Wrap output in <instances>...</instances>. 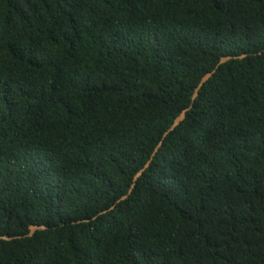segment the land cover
<instances>
[{
	"label": "trees",
	"instance_id": "obj_1",
	"mask_svg": "<svg viewBox=\"0 0 264 264\" xmlns=\"http://www.w3.org/2000/svg\"><path fill=\"white\" fill-rule=\"evenodd\" d=\"M0 264H264V0H0Z\"/></svg>",
	"mask_w": 264,
	"mask_h": 264
},
{
	"label": "water",
	"instance_id": "obj_2",
	"mask_svg": "<svg viewBox=\"0 0 264 264\" xmlns=\"http://www.w3.org/2000/svg\"><path fill=\"white\" fill-rule=\"evenodd\" d=\"M233 56H224V57H222L221 58V60H220V63H223V62H225L226 60H228V59H230V58H232ZM236 57V56H235ZM212 75V73H208L204 78H203V82L204 81H206L210 76ZM197 94H198V92H197ZM185 117V113H182L177 119H176V121H175V123L172 125V127H171V130L172 129H174L176 126H177V124L183 119ZM141 173V172H140ZM140 173H138V175H140ZM137 175V176H138ZM38 228H43V226H39V225H32L31 226V233H33L36 229H38ZM7 238H11V237H7Z\"/></svg>",
	"mask_w": 264,
	"mask_h": 264
}]
</instances>
